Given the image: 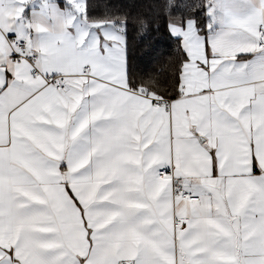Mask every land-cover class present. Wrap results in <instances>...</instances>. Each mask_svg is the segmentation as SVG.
<instances>
[{
	"label": "crops",
	"instance_id": "0c3cea01",
	"mask_svg": "<svg viewBox=\"0 0 264 264\" xmlns=\"http://www.w3.org/2000/svg\"><path fill=\"white\" fill-rule=\"evenodd\" d=\"M238 3L212 41L225 61L261 49L264 0ZM85 10V0H0V87L12 85L0 98V259L264 264V77L212 78L189 21L187 32L173 29L191 62L169 110L130 88L122 57L101 59L95 30L113 41L123 30ZM7 36L27 40L25 59ZM169 167L200 201H174L159 174Z\"/></svg>",
	"mask_w": 264,
	"mask_h": 264
},
{
	"label": "snow or ice",
	"instance_id": "6c2138e0",
	"mask_svg": "<svg viewBox=\"0 0 264 264\" xmlns=\"http://www.w3.org/2000/svg\"><path fill=\"white\" fill-rule=\"evenodd\" d=\"M32 7H36V5L29 6V8ZM124 7L140 15H145L141 10L147 7L155 14L152 19L143 18L140 20L141 31L144 32V35L141 36L140 46L134 47L131 43L129 34L131 20L120 25L123 31L118 33L120 39L115 41L108 39L99 29L95 30V32L101 40V59L104 62L112 63L122 57L123 69L130 84L136 81L139 86L149 87V82H151L150 90L166 86L175 69V63L172 60V52L174 51H178L183 56V59L180 60V70L182 72L183 64L190 63L191 57L183 47V35L177 34L173 29L179 28L181 33L187 32L189 30V21L194 25L197 35L204 40L208 63L201 64V67L206 72L211 73L212 78L220 80L230 79L247 83L257 77H264V45L256 52L237 53L235 60H222L221 57L214 55L212 52V41L224 34L229 25L230 14L240 10L238 0H214L211 5L207 3V0H203V3H198L197 0H168L164 6L146 3L144 5H125ZM162 7L165 11H156ZM210 8H214L216 11L213 14H209ZM94 10L113 15H120L123 12V9L114 10L106 3L95 5ZM27 14L28 9H25V15ZM161 16L165 18L163 27L169 40L166 50H161L158 43L154 44L151 42V26L154 25L155 30L159 31L161 28L159 17ZM116 23L120 24L119 21ZM92 35L93 33L90 31V38ZM218 59L222 60V62L213 72L211 62ZM197 63L200 62L197 61ZM11 87L12 85L8 80H5L4 85L0 87V98L5 97ZM205 91L208 92L211 89ZM2 107L3 105L0 104V108ZM19 107L18 105L17 108ZM11 114L9 112V116ZM215 153L216 150L214 149L210 153L214 161L216 160ZM253 160L254 173L262 171L259 169L255 157H253ZM248 246L251 247L252 242H249ZM0 264H11V262L6 259H0ZM60 264H75V261L68 258L61 261Z\"/></svg>",
	"mask_w": 264,
	"mask_h": 264
},
{
	"label": "trees",
	"instance_id": "16d2710c",
	"mask_svg": "<svg viewBox=\"0 0 264 264\" xmlns=\"http://www.w3.org/2000/svg\"><path fill=\"white\" fill-rule=\"evenodd\" d=\"M167 2L168 0H85V3H86L85 16H86V19H88L89 21L112 22L114 25L118 27H120V25H122L126 21L131 20V24L129 27V34L131 38V43L135 47V46L141 45V36L144 35V32L141 31L140 20L143 18L152 19L154 18L155 14L151 10H149L147 7H144L141 10L145 15H140L136 12H132L130 9L125 8L124 6L125 5H144L146 3H153V4L164 6L167 4ZM197 2L203 3V0H197ZM211 2L212 0H207V3L209 5L211 4ZM104 3L111 6L114 10L123 9L122 14L113 15V14H106L103 11L94 10L95 5L104 4ZM156 11L163 12L165 11V9L162 7V8H158ZM117 21H119L120 24H117L116 23ZM159 23L161 25V28L159 31L155 30L154 25L151 26L152 27L151 42L154 44L158 43L161 50H166L169 40L165 33V29L163 27L165 23V18L163 16L159 17ZM182 59H183V56L178 51L172 52V60L175 63V69H174L173 75L170 77L166 86L157 88L156 90H150L151 82H149V87H145V86H139L136 81H133L131 84L129 82L130 88L136 91H139V89H141L143 93H145L146 95L152 96V97L174 99V100L177 99L182 94L181 80H182L184 67L186 64V63L183 64V70L181 72L180 60Z\"/></svg>",
	"mask_w": 264,
	"mask_h": 264
},
{
	"label": "built area",
	"instance_id": "2783aa9c",
	"mask_svg": "<svg viewBox=\"0 0 264 264\" xmlns=\"http://www.w3.org/2000/svg\"><path fill=\"white\" fill-rule=\"evenodd\" d=\"M259 32L261 35V41L259 43V47L261 48L264 45V24L259 26ZM7 43L9 47L12 49L14 56L16 59L21 61L25 59V51L27 50L28 44L27 40L22 37L16 36H7ZM37 56L33 55L29 58L30 61L36 60ZM86 70H90V66H86ZM51 83H53L58 90H65L66 86L62 81L59 80V77H52L49 79ZM142 92L141 89H139ZM174 99H166V98H157L154 97V101L157 105H161L171 110L173 107ZM160 177L163 179H170L173 183L174 193L173 198L174 201H200L201 196L199 194L193 193L190 190L186 189L183 185V178L179 177L175 174L173 167L165 168L160 171ZM186 225V222L182 218H177L175 220L176 228H183Z\"/></svg>",
	"mask_w": 264,
	"mask_h": 264
},
{
	"label": "rangeland",
	"instance_id": "374dc122",
	"mask_svg": "<svg viewBox=\"0 0 264 264\" xmlns=\"http://www.w3.org/2000/svg\"><path fill=\"white\" fill-rule=\"evenodd\" d=\"M141 93H143V92H141ZM143 94H145V93H143ZM146 95V94H145ZM158 98V97H157Z\"/></svg>",
	"mask_w": 264,
	"mask_h": 264
}]
</instances>
